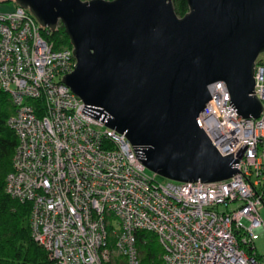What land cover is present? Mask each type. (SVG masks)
I'll use <instances>...</instances> for the list:
<instances>
[{
    "label": "built area",
    "instance_id": "obj_1",
    "mask_svg": "<svg viewBox=\"0 0 264 264\" xmlns=\"http://www.w3.org/2000/svg\"><path fill=\"white\" fill-rule=\"evenodd\" d=\"M51 31L17 4L0 10V89L14 108L7 125L17 140L5 192L29 203L30 235L45 264H140L135 232L142 230L157 236L163 264H264L253 246L264 232L261 59L250 94L261 102L258 118L238 115L221 81L212 83V100L222 121L210 100L198 115L242 174L158 182L124 134L81 112L84 103L61 81L74 69L72 47L55 49L45 39Z\"/></svg>",
    "mask_w": 264,
    "mask_h": 264
},
{
    "label": "water",
    "instance_id": "obj_2",
    "mask_svg": "<svg viewBox=\"0 0 264 264\" xmlns=\"http://www.w3.org/2000/svg\"><path fill=\"white\" fill-rule=\"evenodd\" d=\"M13 1L41 27L63 26L75 64L61 81L83 114L124 134L148 171L182 183L241 173L198 115L210 100L222 121L212 100L221 81L238 115L259 117L261 102L250 94L264 52V0H186L181 17L172 0Z\"/></svg>",
    "mask_w": 264,
    "mask_h": 264
},
{
    "label": "trees",
    "instance_id": "obj_3",
    "mask_svg": "<svg viewBox=\"0 0 264 264\" xmlns=\"http://www.w3.org/2000/svg\"><path fill=\"white\" fill-rule=\"evenodd\" d=\"M0 4L10 5V8L16 6L13 0H0ZM172 4L178 17L188 11L186 0H172ZM45 39L52 41L55 49L71 48L61 24ZM259 61L264 65V59ZM13 111L8 95L0 89V264H45L48 262L47 254L30 235L29 203H20L5 192V178L11 170L17 141L14 131L7 125ZM135 246L140 264H163L164 250L154 233L135 232Z\"/></svg>",
    "mask_w": 264,
    "mask_h": 264
},
{
    "label": "rangeland",
    "instance_id": "obj_4",
    "mask_svg": "<svg viewBox=\"0 0 264 264\" xmlns=\"http://www.w3.org/2000/svg\"><path fill=\"white\" fill-rule=\"evenodd\" d=\"M258 59H264V52L259 54ZM146 172L149 174H153L152 172L148 171L146 169ZM156 180L158 182H163L164 178L160 176H156ZM259 214L262 218V221L264 223V207H259ZM253 246L258 254H263L264 253V232H258L253 236Z\"/></svg>",
    "mask_w": 264,
    "mask_h": 264
},
{
    "label": "crops",
    "instance_id": "obj_5",
    "mask_svg": "<svg viewBox=\"0 0 264 264\" xmlns=\"http://www.w3.org/2000/svg\"><path fill=\"white\" fill-rule=\"evenodd\" d=\"M10 8V5H7V4H0V10H7Z\"/></svg>",
    "mask_w": 264,
    "mask_h": 264
}]
</instances>
